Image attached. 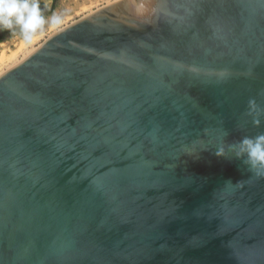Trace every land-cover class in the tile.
Returning a JSON list of instances; mask_svg holds the SVG:
<instances>
[{
	"label": "water",
	"instance_id": "1",
	"mask_svg": "<svg viewBox=\"0 0 264 264\" xmlns=\"http://www.w3.org/2000/svg\"><path fill=\"white\" fill-rule=\"evenodd\" d=\"M260 133L264 0L102 7L0 76V264H264Z\"/></svg>",
	"mask_w": 264,
	"mask_h": 264
},
{
	"label": "clouds",
	"instance_id": "2",
	"mask_svg": "<svg viewBox=\"0 0 264 264\" xmlns=\"http://www.w3.org/2000/svg\"><path fill=\"white\" fill-rule=\"evenodd\" d=\"M45 23L39 0H0V30L19 28L24 39L30 41ZM48 23L55 26L59 19L53 17ZM254 123L258 121L254 120ZM226 151L234 154L258 177L264 176V133L244 136L238 142L228 144L227 149L221 146L217 154L224 156Z\"/></svg>",
	"mask_w": 264,
	"mask_h": 264
},
{
	"label": "rangeland",
	"instance_id": "3",
	"mask_svg": "<svg viewBox=\"0 0 264 264\" xmlns=\"http://www.w3.org/2000/svg\"><path fill=\"white\" fill-rule=\"evenodd\" d=\"M116 1L118 0H58L56 8L52 13L48 14L44 12L46 23L30 41H26L23 36H11L1 30L0 37L3 36L6 40L0 43V76L23 61L28 53L36 50L46 39L56 32ZM53 3L54 0H49L48 2L39 0V4L43 8H47V10L53 8ZM53 17H57L59 23L55 26H50L48 21ZM3 58L6 59L4 60Z\"/></svg>",
	"mask_w": 264,
	"mask_h": 264
},
{
	"label": "trees",
	"instance_id": "4",
	"mask_svg": "<svg viewBox=\"0 0 264 264\" xmlns=\"http://www.w3.org/2000/svg\"><path fill=\"white\" fill-rule=\"evenodd\" d=\"M57 2H58V0H54L53 8L51 10H47V8H43V6L40 5V9H41L42 16L43 17L45 16L44 12L45 13H48V14L49 13H52L55 10V8H56ZM2 31L5 32V33L10 34L11 36H15V35L23 36L22 33L20 32L19 28H16V29H13V30L3 29ZM4 40H6V38H4L3 36H1L0 37V43L4 42Z\"/></svg>",
	"mask_w": 264,
	"mask_h": 264
},
{
	"label": "bare ground",
	"instance_id": "5",
	"mask_svg": "<svg viewBox=\"0 0 264 264\" xmlns=\"http://www.w3.org/2000/svg\"><path fill=\"white\" fill-rule=\"evenodd\" d=\"M46 2H48L49 0H45ZM91 15V14H90ZM51 37V36H50ZM35 51V50H34ZM33 51V52H34ZM33 52H31V53H28V55L24 58V59H26L29 55H31ZM4 60L6 59V58H3ZM1 60H2V58H1ZM7 61H9V60H7ZM3 62V61H2ZM22 62V61H21ZM20 63V62H19ZM1 66V65H0ZM13 68V67H12ZM10 70V69H9ZM4 74V73H3ZM2 74V75H3Z\"/></svg>",
	"mask_w": 264,
	"mask_h": 264
}]
</instances>
